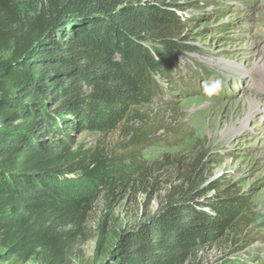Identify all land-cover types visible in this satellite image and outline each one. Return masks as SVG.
Here are the masks:
<instances>
[{
	"label": "trees",
	"instance_id": "16d2710c",
	"mask_svg": "<svg viewBox=\"0 0 264 264\" xmlns=\"http://www.w3.org/2000/svg\"><path fill=\"white\" fill-rule=\"evenodd\" d=\"M36 4L27 17L16 0H0V246L23 263L67 264L98 191L113 194L149 172L135 153L126 168L103 149H75L77 137L139 116L191 47L176 1ZM128 131L133 143L149 144L147 132ZM192 184L170 192L96 264H190L247 220L249 197L234 186L214 183L205 212Z\"/></svg>",
	"mask_w": 264,
	"mask_h": 264
},
{
	"label": "rangeland",
	"instance_id": "374dc122",
	"mask_svg": "<svg viewBox=\"0 0 264 264\" xmlns=\"http://www.w3.org/2000/svg\"><path fill=\"white\" fill-rule=\"evenodd\" d=\"M16 1L24 15H35L36 0ZM170 1L183 6L178 13L190 51L170 80H159L161 92L139 116L106 135H79L75 146L103 149L126 168L135 153L149 172L113 194L98 191L85 235L67 264H96L124 231L156 216L176 188L194 183L209 212L216 182L249 197L247 220L190 264H264V74L255 65L264 56V0ZM215 80L223 82L222 90L206 94ZM253 100L259 109L252 110ZM130 127L147 132L149 144L133 143ZM0 264L44 263L39 257L23 263L0 246Z\"/></svg>",
	"mask_w": 264,
	"mask_h": 264
},
{
	"label": "clouds",
	"instance_id": "9594fccd",
	"mask_svg": "<svg viewBox=\"0 0 264 264\" xmlns=\"http://www.w3.org/2000/svg\"><path fill=\"white\" fill-rule=\"evenodd\" d=\"M222 87L223 82L221 80H215L209 86L205 87V93L209 95L213 93L218 94L222 90Z\"/></svg>",
	"mask_w": 264,
	"mask_h": 264
},
{
	"label": "bare ground",
	"instance_id": "6f19581e",
	"mask_svg": "<svg viewBox=\"0 0 264 264\" xmlns=\"http://www.w3.org/2000/svg\"><path fill=\"white\" fill-rule=\"evenodd\" d=\"M256 67L259 71L263 72L264 74V56L262 55V53H260V55L258 56V59L256 61ZM257 70V71H258ZM258 104L256 103V101H251V107L252 110H257L259 109V107L257 106Z\"/></svg>",
	"mask_w": 264,
	"mask_h": 264
}]
</instances>
